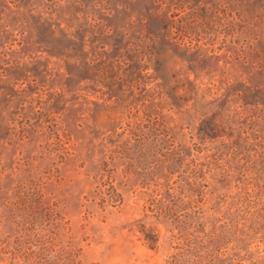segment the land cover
<instances>
[{"label": "rangeland", "instance_id": "obj_1", "mask_svg": "<svg viewBox=\"0 0 264 264\" xmlns=\"http://www.w3.org/2000/svg\"><path fill=\"white\" fill-rule=\"evenodd\" d=\"M0 264H264V0H0Z\"/></svg>", "mask_w": 264, "mask_h": 264}]
</instances>
